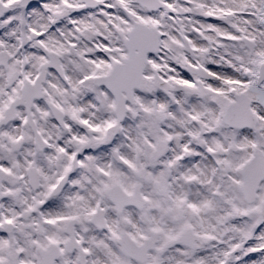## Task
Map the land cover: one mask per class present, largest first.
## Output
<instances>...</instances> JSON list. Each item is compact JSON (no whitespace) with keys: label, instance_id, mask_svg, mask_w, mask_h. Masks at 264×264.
Wrapping results in <instances>:
<instances>
[{"label":"snow or ice","instance_id":"6c2138e0","mask_svg":"<svg viewBox=\"0 0 264 264\" xmlns=\"http://www.w3.org/2000/svg\"><path fill=\"white\" fill-rule=\"evenodd\" d=\"M0 264H264V0H0Z\"/></svg>","mask_w":264,"mask_h":264}]
</instances>
